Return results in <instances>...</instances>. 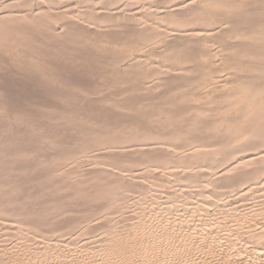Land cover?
<instances>
[{"label":"rangeland","instance_id":"1","mask_svg":"<svg viewBox=\"0 0 264 264\" xmlns=\"http://www.w3.org/2000/svg\"><path fill=\"white\" fill-rule=\"evenodd\" d=\"M239 2L0 0V264H116L122 236L155 238L127 218L164 205L224 217L226 238L252 225L250 210L264 223V12ZM248 151L256 161L235 162ZM220 174L236 183L220 190ZM260 232L240 236L264 242ZM194 239L186 264L240 262Z\"/></svg>","mask_w":264,"mask_h":264},{"label":"bare ground","instance_id":"2","mask_svg":"<svg viewBox=\"0 0 264 264\" xmlns=\"http://www.w3.org/2000/svg\"><path fill=\"white\" fill-rule=\"evenodd\" d=\"M213 1V0H212ZM221 1H223V0H221ZM194 2V1H193ZM240 2H242V0H240ZM239 2V3H240ZM245 4H244V3ZM243 5H241V6H245L242 10H241V13H243V12H245V10L247 9V10H251V11H262V12H264V0H247L246 2H245V0H243ZM213 3H215V2H213ZM234 3V2H233ZM207 4V3H206ZM212 4V3H211ZM231 4V3H230ZM241 4V3H240ZM239 4V5H240ZM228 5V4H227ZM234 5V4H233ZM184 6H185V4H184ZM237 6V5H236ZM176 7V6H175ZM180 7V6H179ZM192 7V6H191ZM210 7V6H209ZM192 9V8H191ZM164 10H165V8H164ZM170 10V9H169ZM246 10V12L248 13V15H250V12H248ZM252 12V13H255V12ZM246 13V14H247ZM251 13V14H252ZM259 13H261V12H258V14ZM245 14V15H246ZM255 14H257V12L255 13ZM252 15H254V14H252ZM197 16V15H196ZM240 16H243L244 17V14L243 15H240ZM239 16V17H240ZM247 16V15H246ZM245 16V17H246ZM243 17H241L242 19H243ZM248 17V16H247ZM251 17H254V16H251ZM250 16H249V18H251ZM238 19V21L240 20V18H236V20ZM252 19V18H251ZM244 20H246L245 18H244ZM244 20H242V21H244ZM261 20V19H260ZM226 22V21H225ZM240 22V21H239ZM260 22V21H259ZM255 23V22H254ZM257 23V22H256ZM258 24H260V23H258ZM260 27V26H259ZM240 28V27H239ZM222 30V29H221ZM238 30V29H237ZM242 30V29H241ZM159 32V31H158ZM157 32V33H158ZM179 32V31H178ZM216 32V31H215ZM222 32V31H221ZM260 32H261V30H260ZM260 32H258L257 34H260ZM156 33V34H157ZM224 33V32H223ZM199 34V33H198ZM208 34V33H207ZM263 34H264V32H263ZM152 35V34H151ZM177 35H178V33H177ZM244 35V34H243ZM247 35H249V34H247ZM153 36V35H152ZM160 36V35H159ZM162 36V35H161ZM160 36V37H161ZM198 36V35H197ZM254 36H258V35H254ZM233 37V36H232ZM237 37V36H236ZM252 37V36H251ZM260 37H262L261 36V34H260ZM259 37V39H257L256 38V40H259V41H261V39L263 38H260ZM215 38V37H214ZM228 38V37H227ZM161 39V38H160ZM169 39V38H168ZM180 39V38H179ZM216 39V38H215ZM249 39H251V38H249ZM178 40V39H177ZM255 40V41H256ZM263 40V39H262ZM131 41V40H130ZM182 42V41H181ZM207 42V41H206ZM244 42V41H243ZM254 42V41H253ZM224 43V42H223ZM208 44V43H207ZM219 44V43H218ZM160 45V44H159ZM183 45V44H182ZM234 45V44H233ZM249 45V44H248ZM130 46V45H129ZM245 46V45H244ZM243 47V46H242ZM253 47V46H252ZM251 47V48H252ZM174 48V47H173ZM188 48H190V47H188ZM235 48V47H234ZM239 48V47H238ZM127 49V48H126ZM172 49V48H171ZM226 49V48H225ZM255 49V48H254ZM175 50V49H174ZM223 50V49H222ZM179 51V50H178ZM224 51V50H223ZM235 51V50H234ZM245 51V50H244ZM251 51V50H250ZM259 51V50H258ZM201 52V51H200ZM226 52V51H225ZM261 52V51H260ZM223 53V52H222ZM256 53V52H255ZM258 53V52H257ZM177 54H180V53H177ZM154 56V55H153ZM156 57V56H155ZM159 57V56H158ZM254 57H255V55H254ZM258 57V56H257ZM157 58V57H156ZM250 58H252V57H250ZM262 58V57H261ZM256 59V58H255ZM259 59V58H258ZM220 60V59H219ZM229 60V59H228ZM234 60V59H233ZM262 60V59H261ZM236 61V60H235ZM225 64V63H224ZM245 64V63H244ZM244 64H243V66H244ZM232 65H234V64H232ZM230 67V66H229ZM221 68V67H220ZM251 68V67H250ZM249 68V69H250ZM241 69V68H240ZM252 69V68H251ZM254 69V68H253ZM262 69H264V68H262ZM180 70V69H179ZM259 70V69H258ZM220 71V70H219ZM262 71V70H261ZM223 72V71H222ZM260 73V72H259ZM211 76V75H210ZM241 76V75H240ZM240 76L238 77V78H240ZM234 77V76H233ZM245 77V76H244ZM216 78V77H215ZM229 78V77H228ZM211 79H213V78H211ZM226 80V79H225ZM238 82V81H237ZM250 82V81H249ZM224 83V82H223ZM227 84V83H226ZM229 84V83H228ZM227 84V85H228ZM239 84V83H238ZM237 84V85H238ZM262 84V83H261ZM235 85V84H234ZM256 86V85H255ZM236 87V86H235ZM11 88V87H10ZM258 89V88H257ZM262 89V88H261ZM234 90V89H233ZM260 89H258V91H259ZM261 91V90H260ZM210 92V91H209ZM218 92V91H217ZM249 92H251V91H249ZM257 92V91H256ZM263 92V91H262ZM252 93V92H251ZM260 93V92H259ZM258 93V94H259ZM262 94V93H261ZM263 94H264V92H263ZM244 95V94H243ZM257 96V95H256ZM241 97V96H240ZM249 97V96H248ZM251 97V96H250ZM255 97V96H254ZM238 99H240V98H238ZM263 99V98H262ZM213 100V99H212ZM211 100V101H212ZM244 100H245V98H244ZM264 100V99H263ZM238 101V100H237ZM188 102V101H187ZM196 102V101H195ZM248 102V101H247ZM253 102V101H252ZM245 103V102H244ZM259 103V102H258ZM257 103V104H258ZM211 104V103H210ZM239 104V103H238ZM242 104V103H241ZM240 104V105H241ZM246 104V103H245ZM179 106V105H178ZM229 106V105H228ZM218 107V106H217ZM222 107V106H221ZM261 107H263V106H261ZM239 108H242V106L240 107L239 106ZM251 108H252V106H251ZM243 109V108H242ZM264 109V108H263ZM235 110V109H234ZM238 110H240V109H238ZM246 110V109H245ZM202 111H204V110H202ZM244 111V110H243ZM251 111V110H250ZM231 112V111H230ZM206 113H208V112H206ZM251 113V112H250ZM249 113V114H250ZM202 114H204V113H202ZM239 115V114H238ZM244 115V114H243ZM264 115V114H263ZM181 116V115H180ZM216 116H218V115H216ZM260 116V115H259ZM219 117V116H218ZM229 117V116H228ZM142 118V117H141ZM257 118V117H256ZM260 118V117H259ZM252 120V119H251ZM169 121V120H168ZM203 121V120H202ZM232 122V121H231ZM192 123V122H191ZM242 123V122H241ZM261 123V122H260ZM200 124V123H199ZM205 124V123H204ZM232 124V123H231ZM206 125V124H205ZM166 126V125H165ZM170 126V125H169ZM210 126V125H209ZM187 127V126H186ZM236 127V126H235ZM234 127V128H235ZM198 128V127H197ZM254 128V127H253ZM260 128V127H259ZM150 129V128H149ZM172 129V128H171ZM212 129V128H211ZM229 129V128H228ZM240 129V128H239ZM154 131V130H153ZM206 131V130H205ZM200 132V131H199ZM198 132V133H199ZM212 132V131H211ZM253 132V131H252ZM158 133V132H157ZM161 133V132H160ZM208 133H210V132H208ZM162 134V133H161ZM179 134V133H178ZM173 135V134H172ZM216 135V134H215ZM236 135V134H235ZM115 136V135H114ZM143 136V135H142ZM225 137V136H224ZM230 137V136H229ZM170 138H171V136H170ZM217 138V137H216ZM118 139V138H117ZM188 139V138H187ZM256 139V138H255ZM7 140V139H6ZM225 140V139H224ZM42 141V140H41ZM143 141V140H142ZM155 141V140H154ZM157 141V140H156ZM212 141V140H211ZM217 141V140H216ZM226 142H228V141H226ZM106 143V142H105ZM12 144V143H11ZM107 144V143H106ZM173 145V144H172ZM207 145V144H206ZM149 146V145H148ZM165 146V145H164ZM259 146H261V145H259ZM163 147V146H162ZM186 147V146H185ZM11 148V147H10ZM153 148V147H152ZM199 148V147H198ZM259 148V147H258ZM68 149V148H67ZM141 149V148H140ZM161 149V148H160ZM175 149V148H174ZM180 149V148H179ZM221 149H223V148H221ZM239 149V148H238ZM4 150V149H3ZM163 150V149H162ZM198 151V150H197ZM209 151V150H208ZM242 151V150H241ZM194 153H195V151H194ZM228 153V152H227ZM226 153V154H227ZM235 153V152H234ZM255 154V152L253 153H251L250 151H248V152H240L239 154H237V156L234 158V160H235V162H239V161H242V163L244 164V162L243 161H247V162H249V160H255L258 156H255L254 155ZM195 155V154H194ZM134 156V155H133ZM233 156V155H232ZM264 156V155H263ZM148 157H150V156H148ZM228 157V156H227ZM230 157V156H229ZM261 157V156H260ZM144 158V157H143ZM157 158V157H156ZM171 158V157H170ZM162 159V158H161ZM169 159V158H168ZM204 160V159H203ZM212 160H213V158H212ZM215 160V159H214ZM213 160V161H214ZM232 160V159H231ZM234 160H232L231 161V163L233 164L234 163ZM134 161V160H133ZM169 161V160H168ZM201 161V160H200ZM206 161V160H205ZM204 161V162H205ZM230 161V160H229ZM256 161V160H255ZM221 163V162H220ZM223 163V162H222ZM230 163V162H229ZM229 164V165H232V164ZM239 163H241V162H239ZM241 163V164H242ZM133 164V163H132ZM237 164V163H236ZM179 165V164H178ZM240 165V164H239ZM239 165H237L236 167L238 168V166ZM143 166V165H142ZM204 166V165H203ZM211 166V165H210ZM227 166V165H226ZM247 166V165H246ZM251 166V165H250ZM249 166V167H250ZM212 167V166H211ZM224 167V166H223ZM228 167V166H227ZM226 167V168H227ZM234 167V166H233ZM236 167H234V169H236ZM129 168V167H128ZM199 168V167H198ZM165 169V168H164ZM222 169V168H221ZM231 169V168H230ZM230 169H228V171L230 170ZM244 169V168H243ZM150 170V169H149ZM193 170V169H192ZM207 170V169H206ZM232 170V169H231ZM230 170V171H231ZM240 170V169H239ZM251 170V169H250ZM225 172H226V170H224ZM223 171V172H224ZM233 172H234V170H232ZM131 172V171H130ZM139 172V171H138ZM141 172V171H140ZM172 172V171H171ZM194 172V171H193ZM192 172V173H193ZM204 172V171H203ZM237 172V171H236ZM235 172V173H236ZM258 172V171H257ZM197 173V172H196ZM205 173H206V171H205ZM164 174V173H163ZM224 174V173H223ZM223 174H220V177H217L218 179V181H217V183H216V186L220 189L221 188V186H222V188H223V185H228L229 187H230V185L232 184V183H234V182H232V180H231V178L232 177H230L228 174L227 175H223ZM226 174V173H225ZM185 175H187V174H185ZM196 174H194V176H195ZM210 175V174H209ZM219 175V174H218ZM217 175V176H218ZM238 175V174H237ZM174 176V175H173ZM193 175L192 176H190V177H188V180H190L191 182H192V180H193V182H194V179H195V177H194ZM216 176V175H215ZM246 176V175H245ZM166 177V176H165ZM179 177V176H178ZM177 177V178H178ZM211 177V176H210ZM126 178V177H125ZM202 179H203V177H202ZM208 179V178H207ZM197 180V179H196ZM216 180V179H215ZM214 180V181H215ZM228 180V181H227ZM130 181V180H129ZM135 181V180H134ZM168 181V180H167ZM181 181H182V179H181ZM190 181H188V182H190ZM204 181V180H203ZM245 181V180H244ZM146 182V181H145ZM156 182V181H155ZM187 182V181H186ZM190 182V184H191V186H192V183ZM198 182V181H197ZM112 183V182H111ZM127 183V182H126ZM195 183V182H194ZM201 183V182H200ZM204 183V182H203ZM215 183V182H214ZM236 183V182H235ZM234 183V184H235ZM106 184V183H105ZM164 184V183H163ZM188 184V183H187ZM196 184V183H195ZM209 184V183H208ZM233 184V186H238V185H234ZM116 185V184H115ZM128 185V184H127ZM197 185V184H196ZM198 185H200L199 183H198ZM206 185V184H205ZM204 185V186H205ZM107 186V185H106ZM126 186V185H125ZM160 186V185H159ZM232 186V185H231ZM113 187V186H112ZM122 187V186H121ZM197 187H199V186H197ZM206 187V186H205ZM208 187V186H207ZM212 187V186H211ZM228 187V188H229ZM252 187V186H251ZM254 187H255V185H254ZM253 187V189H254V191H255V188ZM118 188H119V186H118ZM149 188V187H148ZM155 188V187H154ZM174 188V187H173ZM186 188V187H185ZM221 188V189H222ZM233 188V187H232ZM231 188V189H232ZM239 188H240V186H239ZM243 188V187H242ZM116 189V188H115ZM140 189V188H139ZM156 189V188H155ZM154 189V190H155ZM168 189V188H167ZM166 189V190H167ZM206 189V188H205ZM214 189H216V188H214ZM220 189V190H221ZM234 189V188H233ZM232 189V190H233ZM237 189H238V187H237ZM237 189H234L235 191L237 190ZM248 190H250L251 188L249 187V188H247ZM253 189H251L252 191H253ZM258 189V188H257ZM262 189H263V187H262ZM111 190V189H110ZM118 190V189H117ZM128 190V189H127ZM151 190V189H150ZM153 190V189H152ZM154 190H153V192H154ZM156 190H158V189H156ZM243 190V189H242ZM241 190V191H242ZM161 191V190H160ZM238 191H240V190H238ZM247 191V190H246ZM258 191V190H257ZM195 192V191H194ZM204 192H206V191H204ZM215 191H213V193H214ZM237 192V191H236ZM235 192V193H236ZM245 192V191H244ZM251 192V191H250ZM156 193V192H155ZM192 193V192H191ZM247 193V192H246ZM245 193V194H246ZM110 194V193H109ZM150 194V193H149ZM172 194V193H171ZM204 194V193H203ZM225 194V193H224ZM241 194H242V196H240V200H244V197H243V192H241ZM240 194V195H241ZM244 194V195H245ZM248 194V193H247ZM72 195V194H71ZM91 195V194H90ZM100 195V194H99ZM106 195V194H105ZM112 195V194H111ZM143 195V194H142ZM163 195V194H162ZM165 195V194H164ZM163 195V196H164ZM173 195V194H172ZM208 195V194H207ZM221 195V194H220ZM95 196V195H94ZM150 196H151V194H150ZM161 196V195H160ZM159 196V197H160ZM162 196V197H163ZM222 196V195H221ZM228 196H230V195H228ZM246 196H248V195H246ZM251 196V195H250ZM91 197V196H90ZM121 197V196H120ZM143 197V196H142ZM158 197V198H159ZM171 197V196H170ZM205 197V196H204ZM212 197V196H211ZM219 197V196H218ZM237 197V196H236ZM235 197V194H232V199L230 200L229 198V200H230V202H231V204L230 205H234L235 204V202H238V200L239 199H237ZM8 198V197H7ZM95 198V197H94ZM113 198H114V196H113ZM151 198V197H150ZM149 198V199H150ZM152 198H154V197H152ZM151 198V199H152ZM167 198H169V197H167L166 196V199ZM217 198V197H216ZM76 199V198H75ZM102 199V201L100 202V204L99 205H108V204H111L112 202H111V200L109 199V197H104V198H101ZM143 199V198H142ZM246 199V198H245ZM13 200V199H12ZM57 200V199H56ZM78 200V199H77ZM114 200V199H113ZM144 200V199H143ZM148 200V199H147ZM147 200H146V202H147ZM160 200V199H159ZM164 200V199H163ZM169 200H170V198H169ZM195 200V199H194ZM203 200H204V198H203ZM207 200H210V199H207ZM207 200H204V201H200L199 200V202H198V204H196L197 205V207H198V205H201V206H203V205H205V204H209V201L207 202ZM228 200V201H229ZM239 200V201H240ZM249 200V199H248ZM9 201V200H8ZM79 201V200H78ZM156 200H154L153 202L155 203L154 205L152 204V205H150V203L152 202V201H149V202H147V203H149V205H148V207H150L153 211L155 210V208H157V206L158 205H156V202H155ZM167 201V200H166ZM171 202L173 201V199H171L170 200ZM170 201H169V203H170ZM193 201V200H192ZM49 202V201H48ZM93 202V201H92ZM98 202V201H97ZM111 202V203H110ZM140 202V201H139ZM157 202H159V201H157ZM161 202V201H160ZM164 202V201H163ZM174 202V201H173ZM211 202V201H210ZM214 202V201H213ZM229 202V203H230ZM76 203V202H75ZM95 203V202H94ZM165 203V202H164ZM164 203H163V205H164ZM240 203V202H239ZM243 203V202H242ZM259 203V202H258ZM78 204V203H77ZM80 204V203H79ZM78 204V205H79ZM158 204V203H157ZM174 204H176V203H174ZM213 205H211V206H214V203H212ZM238 206H240L238 203H236ZM235 204V205H236ZM10 205H11V202H10ZM94 205V204H93ZM155 205H156V207H155ZM173 205V204H172ZM171 205V206H172ZM179 205V204H178ZM178 205H174L173 207H175V208H177L178 207ZM228 205V204H227ZM235 205H234V207H235ZM236 205V207L235 208H237L238 206ZM244 205V209H245V204H242V206ZM246 205H248V204H246ZM260 205V204H259ZM145 206H146V204H145ZM171 206H167L166 207V205H164L163 206V208L162 209H158V210H161V211H158L157 213L159 214V216H157V215H155L156 214V212H153V213H155L154 215H155V217H153L152 216V218H149L148 216H147V214L149 213V212H147V210H146V212H147V214L145 213V212H143V210L144 209H142V214L141 213H139L140 215L138 216H133V215H131V217H129V215H128V217L129 218H127L128 219V223H126V224H128V226L131 228V229H133L134 231H136V235H138V232L140 233L141 231H148V229H150V234L152 233V234H154V236H155V238L154 239H152L151 237L153 236V235H151V237L150 236H148L149 238H147V239H141V238H139L138 237V239H137V237H134V238H132L131 236H122V237H124L123 239H121L122 237H119L121 240H122V242L123 243H120L121 241L119 240V239H117V240H119L120 242H118V245H116L115 246V248H112V247H114V246H111V248L110 249H112V251H109V252H111L110 254H112L113 255V257H114V259H117V261H115V263L116 264H186L184 261L186 260H184L183 261V259L186 257L185 255H187L186 253H187V251H186V248L187 247H190V245H188V243H187V241H188V237H190V238H196V239H194V241L196 240H199V243H200V241L202 242L201 244H203V243H206V244H203V245H208V244H210L209 242H210V240L209 239H216L217 241H218V243L220 244V246L218 245V247H221L219 250L220 251H222V255H223V258L222 259H224L225 258V260H228V261H235V260H240V262H242V260L245 258V257H249V261H247V262H242L241 264H264V242H256V238H259V237H255L256 235H259V231L256 233V235L254 236V235H252L253 237V239H251V238H249V239H251V244L250 243H248V242H250V241H248L249 239L248 238H246V239H242L243 237L242 236H240V232L241 231H243V230H246V229H250V228H252L253 227V229H260V233L262 234V232L264 231V223H262V222H260L261 221V219H262V215L261 214H259L260 213V211H259V213H257V212H255V211H249V210H247V211H249V216L253 219H251V221H254V222H251V226H249V225H247V226H249V227H246V225L245 226H243L244 224V222H243V220H242V222H240L241 221V219L243 218H241V219H239V221L238 222H240V224H239V227H238V229L237 230H239V228L241 227L242 228V226H243V228L241 229V230H239V231H237L236 229L235 230H233L234 232L231 234V236H237L236 238H233V237H228L227 236V238H226V230H225V228H223L224 227V225H226V224H228V222H229V220H228V222H227V220L226 219H224V217H222V216H219V215H216L215 213L213 214V215H210L209 216V212H210V214H211V211H209L208 212V214L206 215L207 217H204V216H200L199 217V215L197 216L196 214H185L184 212V210H182L183 211V213H180L181 211V209H182V206H180L181 207V209H176V210H178V211H176V210H174L173 208H171ZM195 206V205H194ZM193 206V207H194ZM221 206V205H220ZM100 207V206H99ZM147 207V206H146ZM145 207V208H146ZM161 206L159 205V208H160ZM170 207V208H169ZM196 207V208H197ZM207 207L209 208V206L207 205ZM228 207V206H227ZM231 207V206H230ZM234 207H232V208H234ZM143 208V207H142ZM179 208V207H178ZM185 210H187L188 208H190V207H187V208H185V207H183ZM191 208H192V206H191ZM191 208L190 209H188V212H191L190 210H191ZM195 208V209H196ZM202 208V207H201ZM205 208V207H204ZM207 208V209H208ZM247 208V207H246ZM249 208V207H248ZM247 208V209H248ZM82 209V208H81ZM98 209V208H97ZM96 209V210H97ZM104 209V208H103ZM150 209V210H151ZM195 209H193V210H195ZM206 209V210H207ZM250 209V208H249ZM57 210H58V208H57ZM95 210V209H94ZM105 211H106V209H104ZM192 210V211H193ZM211 210V209H210ZM229 210V209H228ZM56 211V210H55ZM61 211V210H60ZM87 211V210H86ZM120 211H122L121 209H120ZM120 211H117L116 213H117V215H118V213H120ZM156 211H157V209H156ZM176 211V214L174 215V212ZM180 211V212H179ZM200 211V210H199ZM229 211H231V210H229ZM234 211H235V209H234ZM241 211V210H240ZM243 211V210H242ZM241 211V212H242ZM101 212V211H100ZM115 212V211H114ZM138 212V211H137ZM169 214H171V215H169ZM195 212V211H194ZM205 212H207V211H205ZM213 212V211H212ZM219 212V211H218ZM228 212V211H227ZM226 212V213H227ZM236 212V211H235ZM57 213H59V212H57ZM115 213V214H116ZM121 213H123V212H121ZM131 213V212H130ZM129 213V214H130ZM136 213V212H135ZM167 213V214H166ZM203 213V212H202ZM229 213V212H228ZM132 214H134V213H132ZM137 214V213H136ZM247 214H248V212H247ZM247 214H245V215H247ZM61 215H63V214H61ZM89 215V214H88ZM116 215V216H117ZM163 215V216H162ZM169 215V216H168ZM85 216V215H84ZM121 217H123L122 215H120ZM120 216H119V218H118V220H119V222H123L124 220V218L122 219V218H120ZM124 216H125V213H124ZM150 216H151V214H150ZM227 216V215H226ZM248 216V215H247ZM108 217V216H107ZM115 217V216H114ZM125 217H127V216H125ZM100 218V217H99ZM246 218V217H245ZM248 218V217H247ZM114 219V218H113ZM116 219V218H115ZM68 221V220H67ZM245 221V220H244ZM264 221V220H263ZM101 222V221H100ZM121 222V223H122ZM126 222V221H125ZM117 224V223H116ZM118 224H120V223H118ZM117 224V227L119 228V225ZM124 224V223H123ZM123 224H120V228L121 227H123L124 228V226H121V225H123ZM237 224V223H236ZM235 224V225H236ZM238 225V224H237ZM127 226V225H126ZM127 226V228H129ZM57 227V226H56ZM77 227V226H76ZM87 228V227H86ZM119 228V230H121ZM235 228V227H234ZM52 229V228H51ZM89 229V228H88ZM117 229V228H116ZM261 229H263V231L261 230ZM54 230V229H53ZM52 230V231H53ZM119 230H116V231H119ZM133 230L131 231L130 230V232H133ZM232 230V229H231ZM48 231V230H47ZM55 231V230H54ZM113 231H115V230H113ZM125 232H126V230H124ZM146 231V232H147ZM230 231V230H229ZM250 231H254V230H250ZM22 232V231H21ZM96 232V231H95ZM118 233H121L120 231L118 232ZM116 234V235H120V234ZM123 233V232H122ZM142 233V232H141ZM144 233V232H143ZM142 233V234H143ZM148 233V232H147ZM253 233V232H252ZM251 233V234H252ZM12 234V233H11ZM62 234V233H61ZM87 234V233H86ZM126 234V233H125ZM124 234V235H125ZM133 234H135V232L133 233ZM132 234V235H133ZM243 234V233H242ZM25 235H27V234H25ZM130 235H131V233H130ZM135 235V236H136ZM145 235H147V234H145ZM121 236V235H120ZM244 236V235H243ZM250 236V235H249ZM7 237V236H6ZM17 237V236H16ZM31 237V236H30ZM36 237V236H35ZM128 237H131V238H128ZM144 237H146V236H144ZM43 238V237H42ZM93 238V237H92ZM223 238H226V239H224L225 241H224V243L222 244L221 242L223 241ZM245 238V237H244ZM36 239V238H35ZM34 239V240H35ZM53 239V238H52ZM94 239H96V238H94ZM114 239V238H113ZM219 239H221V241L219 240ZM248 239V240H247ZM214 240H212V244L213 243H215L216 244V242H214ZM215 240V241H216ZM260 239H258V241H259ZM22 241V240H21ZM38 241V240H37ZM104 241V240H103ZM108 241V240H107ZM116 241V240H115ZM193 241V240H192ZM220 241V242H219ZM64 242V241H63ZM62 243V242H61ZM66 243V242H65ZM117 243V242H116ZM116 243H114V244H116ZM193 243V242H192ZM195 243V242H194ZM193 243V244H194ZM197 243V242H196ZM247 243V244H246ZM71 244V243H70ZM70 244H69V247H70ZM113 244V245H114ZM191 244V243H190ZM192 244V245H193ZM249 244V245H248ZM18 245V244H17ZM16 245V246H17ZM35 245V244H34ZM60 245V244H59ZM67 246V245H66ZM73 246V245H72ZM109 246V245H108ZM196 246V245H195ZM213 246V245H212ZM85 247V246H84ZM214 247V246H213ZM66 248V247H65ZM217 248V247H216ZM15 249V248H14ZM29 249V248H28ZM34 249V248H33ZM70 249V248H69ZM107 249V248H106ZM7 250V249H6ZM9 250V249H8ZM49 250V249H48ZM78 250V249H77ZM109 250V249H108ZM47 251V250H46ZM103 251V250H102ZM216 251V250H215ZM22 252V251H21ZM29 252H31V251H29ZM48 252V251H47ZM52 253V252H51ZM73 253V252H72ZM75 253H76V251H75ZM0 254H2V253H0ZM213 254V253H212ZM32 255V254H31ZM3 256V255H2ZM185 256V257H184ZM203 256V255H202ZM30 257V256H29ZM35 257V256H34ZM50 257H51V255H50ZM56 257V256H55ZM54 257V258H55ZM184 257V258H183ZM196 258V257H195ZM22 259V258H21ZM24 259V258H23ZM22 259V260H23ZM45 259V258H44ZM201 259V258H200ZM219 259V258H218ZM14 260V259H13ZM21 260V261H22ZM25 260V259H24ZM23 260V261H24ZM34 260V259H33ZM204 260V259H203ZM50 261V260H49ZM54 260H51V262H53ZM19 262H20V260H19ZM26 262V261H25ZM60 262V261H59ZM61 262H62V260H61ZM60 262V263H61ZM239 262V263H240ZM23 262H21L20 264H22ZM55 262H53V264H54ZM229 263V262H228ZM231 263V262H230ZM236 263H238L237 261H236ZM238 263V264H239ZM10 264H12V263H10ZM26 264H28L27 262H26ZM39 264V263H38ZM52 264V263H51ZM68 264V263H67ZM231 264H234L233 262L231 263Z\"/></svg>","mask_w":264,"mask_h":264}]
</instances>
